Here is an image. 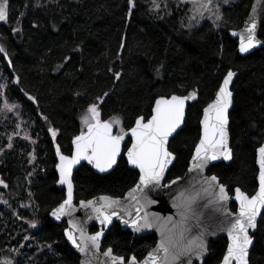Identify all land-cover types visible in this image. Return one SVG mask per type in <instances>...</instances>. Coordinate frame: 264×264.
<instances>
[{
    "label": "trees",
    "instance_id": "trees-1",
    "mask_svg": "<svg viewBox=\"0 0 264 264\" xmlns=\"http://www.w3.org/2000/svg\"><path fill=\"white\" fill-rule=\"evenodd\" d=\"M252 2L232 0L222 5V20L192 26L186 23L191 4L182 0H134V6L129 0H8L9 19L0 22V264L79 263L64 234L67 223L51 218L66 197L57 185L56 146L72 154V140L84 128L81 116L92 103L102 119L118 115L130 129L138 116L150 117L158 97L195 91L184 127L170 142L176 154L171 181L189 168L203 109L227 72H236L233 157L213 164L209 174L230 194L237 187L255 193L257 149L264 142V47L241 55L230 35ZM138 178L124 153L109 172L84 163L74 175L76 202L122 197ZM253 237L250 264H264V212ZM102 243L126 261L133 255L140 261L157 236L139 237L115 222ZM227 244L226 237L213 240L204 264H219Z\"/></svg>",
    "mask_w": 264,
    "mask_h": 264
},
{
    "label": "snow or ice",
    "instance_id": "snow-or-ice-1",
    "mask_svg": "<svg viewBox=\"0 0 264 264\" xmlns=\"http://www.w3.org/2000/svg\"><path fill=\"white\" fill-rule=\"evenodd\" d=\"M134 6V0H129ZM228 3L229 0H223ZM196 10H211L213 0H192ZM216 12H219V4H215ZM256 9H253L255 13ZM9 19L8 0H0V22ZM217 20H222V15H216ZM257 21L255 16L250 18V25L246 29V36H242L239 51L247 53L256 47L260 41L256 36ZM236 35V33H233ZM0 52H4L0 46ZM6 54V53H5ZM235 72L229 70L223 79V84L216 93L215 99L203 109L202 136L195 146V154L192 157L193 167L203 169L210 161L232 159V149L229 147L228 136V110L232 104L233 93L229 89ZM118 78V77H117ZM195 91L186 96L172 95L170 98L161 96L155 101V106L151 110L150 118L138 116L134 121V126L125 129L120 116L114 115L108 119L101 118V112L97 103H92L81 116V123L84 125L80 134L72 140L74 152L72 155H64L60 151V146H56V154L59 156V183L67 185V198L53 209L52 216L57 220L63 216H71L75 211L73 205V183L72 169L82 160L92 164L100 172H106L117 164L122 148L126 147L127 161L140 171L139 183L136 188L129 193L133 199L135 192H142L149 185L159 186L164 177L168 165L175 159L174 154L169 151V138L173 137L177 130L181 128L185 119L186 102L195 100ZM6 107L12 108L14 106ZM47 119V117H45ZM118 126V131L114 134L113 128ZM53 139L58 134V129H50ZM129 137L131 146L124 145L125 138ZM11 147V144H9ZM259 175L258 190L253 195L235 188V200L239 202V212L228 221L226 228L230 243L227 246L226 255L222 264H249V247L252 244L250 230L257 227V218L264 212V146L258 149ZM191 171V169H190ZM209 188L213 189L216 196V203L220 208H224L230 196L226 187L219 183L216 176H211L206 181ZM176 183V181H172ZM0 184L3 181L0 180ZM7 187V185H4ZM207 191V189H206ZM184 197V193L180 194ZM194 197L184 198L175 206L180 211L181 221L179 225L172 223V217H161L158 214L145 212L143 216L125 219L116 211L119 201L111 197H100L97 201H80L81 207L91 206L95 213V219L101 225L111 224L113 217H120L123 223L129 225L137 232L144 229L159 227L161 240L156 249L148 253V256L141 262L135 255L126 261L123 256H114L112 249L108 248L103 253L110 258L111 264H192V258H202L207 252V242L205 233L201 231L198 235L192 236L191 229L186 227L188 213L191 211V204ZM103 201V203H100ZM154 203V201H148ZM97 204L99 206L97 207ZM140 209H137L139 212ZM35 227V224H32ZM79 232V241L75 232ZM103 229L93 235H85L82 229L73 224L72 229L67 232V238L81 252L86 250L99 251L100 241L103 236Z\"/></svg>",
    "mask_w": 264,
    "mask_h": 264
},
{
    "label": "water",
    "instance_id": "water-1",
    "mask_svg": "<svg viewBox=\"0 0 264 264\" xmlns=\"http://www.w3.org/2000/svg\"><path fill=\"white\" fill-rule=\"evenodd\" d=\"M254 8L256 9L255 13L253 12ZM253 16H255L256 21H257L256 36H257V39L260 41V43L256 47L250 49L249 52H247V53H241L239 51V53L241 55L250 54L257 49L264 47V0H253L252 5L250 7V10L248 12V15H247L246 20L244 21L243 25L239 29L231 30L230 35L238 41V50H239L241 38H242V36H246V34H247L246 29L249 27L250 18H252ZM233 33H236V35H233ZM235 78H236V75L233 77L232 82L229 85V89L233 93L232 104L228 110V121L229 122H228V126H227L228 136H229V147L230 148H231L230 112H231V110L233 108V104H234L235 92L233 90V85H234ZM222 84H223V80L221 82L220 87L222 86ZM218 90H217V92H218ZM172 95L186 96V95H181V94H172ZM172 95L165 96V97L170 98ZM215 97H216V94H215L213 100L215 99ZM159 98L160 97H158L157 99H159ZM190 101L191 100L186 102L184 123L181 126V128L177 130V133L184 127L186 117H187V110H188V106H189ZM154 106H155V104H154ZM205 107H207V105ZM202 119H203V114H202L201 121H202ZM201 121H200V126H201L200 138L202 136V123H201ZM113 132H114V134L116 133L115 126L113 128ZM177 133H175L173 135V137ZM173 137L169 138L168 148H169V151H171L174 154L175 159L168 165V168L165 171L164 177H163L161 184L159 186L149 185L147 188H144L142 192L133 193L134 196L138 197V199H133V197L130 196L129 193L132 192V190L135 189L136 185L139 183L140 171L138 168H136L135 166L128 163L131 168H133L139 172V178H138L137 182L135 183V185L132 188H130L125 193L124 196L115 197V196H112L109 194H99V195H96L92 198L84 199V200H80V201H85V202L97 201V200H99L100 197L108 196V197H111V198L119 201L120 206L118 208H116V211L119 212L120 216L123 218L131 219V218H135L138 215L143 216L145 212L150 213V214L154 213V214H158L159 216L164 217V218L172 217V223H170L168 225L169 228H172L173 224L179 225V223L181 221L180 211L183 210V209H178L175 205L177 203H180L184 198L194 197L192 204H191V211L188 213V219H187L186 224H185L186 227H189L191 229V235L196 236L201 231H203L205 233V239L207 242V252H208L210 243L213 240L219 239L220 237H226L228 239V244H229L230 239L228 237L226 228L228 226V221L231 218H233L236 214H238L239 202L235 200V192H234V195L232 196L229 193L227 186L221 182L220 178L216 174H209V170H210L211 166L217 162L225 161L226 163H229L232 159L231 160H224L223 158H221V159H218L216 161H210L208 163L207 167H205L203 169H196L193 167V160H192V157L195 154V148H194L193 153H192L191 158H190V161H189V168H188L187 172L183 176L176 177L171 181H167L169 170L171 169V167L173 166V164L175 163V160H176V154L170 149V142H171V139ZM127 141H130L129 137L125 138L124 145L127 143ZM198 143H199V141H198ZM130 146H131V141H130L128 147H130ZM261 146H264V142L262 145H260L258 147V149ZM258 149H257V156H256V165L258 168L257 182L259 184V181H258V175H259V165H258L259 153H258ZM73 152H74V145H73ZM73 152H72V154H73ZM123 153H124V156L127 160L126 150L124 151V148H122V152H121L120 157H118V161L120 160ZM64 155H66V154H64ZM68 156H70V155H68ZM232 157H233V151H232ZM118 161H117V163H118ZM59 162L60 161H59V157H58L57 164H59ZM84 163L89 165L93 169H95L98 173H104V172H100L97 168H95L92 164H89L87 161L82 160L79 164L75 165L72 169L73 205H74L75 211L72 212L71 216L66 215V216L61 217V219H59V220H57L54 216H52V212H51V218L55 222L63 223L65 221L67 223L64 234H65V237H66L68 243L70 244V246L73 248V250L80 257L78 264H111L110 258L103 255V253L106 252L108 248L106 250H103L102 241L104 240L108 230L111 228V226L115 222L119 223L121 225L122 229L129 230L139 237L144 236V235H148V234H155L157 236V243L149 252H152L154 249H156L157 246L159 245L160 240H161V234H160L159 227L144 229L140 232H137L130 226V224L129 225L124 224L123 220L120 219V217H113L111 224L101 225L100 222L95 219V213L93 212V209L91 206L86 207V208L81 207L80 201L78 203L76 202L74 175H75V171ZM116 165H114L111 169H109L106 172H109L112 169H114L116 167ZM190 169H191V171H190ZM56 170L58 173L57 185L59 188L65 189V191H66L65 199H66L67 198V185L66 184L62 185L59 183V169L57 168V166H56ZM213 175L218 178L219 183L223 184L226 187L228 194L231 197L230 200L226 202L224 208H220L219 205L215 202L216 201L215 192L213 189L209 188V185L206 182L208 180V178H210ZM172 181H176V183H172ZM206 189H207V191H206ZM257 190H258V188H257ZM241 191H243V190L241 189ZM181 193H184V197H181V195H180ZM148 201H154V203H148ZM233 202L236 203V205H237V208L235 211H233L231 209V204ZM100 203H103V201H100ZM58 206H56V207H58ZM98 206H99V204H97V207ZM137 209H140V211L137 212ZM261 215H262V213H261ZM260 218H261V216H259L257 218L256 229L250 230V232H249L250 236L252 237V244L249 247V256H248L249 264H250L251 250H252L253 245H254L253 234L256 232V230L258 228ZM73 224H75L79 229H82L84 231L85 235H93L96 232H99L103 229L104 234L101 238L100 249L98 252L94 251V250H86L85 252H81L78 248H76L71 243V241L68 240L67 232L72 229ZM93 226H97L98 229L96 231H91V228ZM75 235L77 236L78 241H79L80 233L77 231V232H75ZM228 244H227V246H228ZM207 252L202 258L193 257L192 258V264H204L205 259L207 257ZM226 252H227V247H226L224 255H226ZM148 253L146 254V256L142 260H140L141 262L148 256ZM112 254L114 256H119V255L114 253L113 249H112ZM224 255H223V257H224ZM222 261H223V258H222L220 264H222Z\"/></svg>",
    "mask_w": 264,
    "mask_h": 264
},
{
    "label": "rangeland",
    "instance_id": "rangeland-1",
    "mask_svg": "<svg viewBox=\"0 0 264 264\" xmlns=\"http://www.w3.org/2000/svg\"><path fill=\"white\" fill-rule=\"evenodd\" d=\"M182 1H188L190 2V13H189V19L186 16V23L190 24V21L193 23L192 26L198 25L204 21H206L207 18L213 20L214 22H218L219 20L216 19V15H220L221 7L222 5L226 4L223 2V0H213V7L209 11H205L203 9L196 10L192 0H182ZM232 0H229L231 2ZM228 2V3H229ZM219 4V12H216L215 4ZM2 89V88H0ZM9 105V103H7Z\"/></svg>",
    "mask_w": 264,
    "mask_h": 264
},
{
    "label": "flooded vegetation",
    "instance_id": "flooded-vegetation-1",
    "mask_svg": "<svg viewBox=\"0 0 264 264\" xmlns=\"http://www.w3.org/2000/svg\"><path fill=\"white\" fill-rule=\"evenodd\" d=\"M232 196L234 195V193L233 194H231ZM236 204V203H235ZM236 208H237V205H236ZM232 209V208H231ZM234 211V210H233ZM227 241H228V239H227ZM208 253V252H207ZM220 264V263H219Z\"/></svg>",
    "mask_w": 264,
    "mask_h": 264
}]
</instances>
